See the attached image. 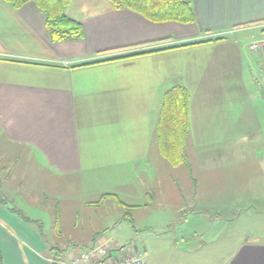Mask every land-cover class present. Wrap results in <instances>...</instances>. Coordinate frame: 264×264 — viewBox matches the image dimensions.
I'll return each instance as SVG.
<instances>
[{
	"label": "crops",
	"instance_id": "0c3cea01",
	"mask_svg": "<svg viewBox=\"0 0 264 264\" xmlns=\"http://www.w3.org/2000/svg\"><path fill=\"white\" fill-rule=\"evenodd\" d=\"M191 3L196 21L182 25L155 24L135 12L115 10L107 0H71L66 13L81 23L85 36L53 43L33 2L16 10L0 0V137L7 148L0 162L16 159L14 168H1L0 189L11 191L12 197L21 187L37 190V180L47 181L44 188L53 190L60 186L50 181L70 178L82 190L101 189L97 196L103 200H121V175L127 169L145 174L143 162L149 157L163 97L177 85L190 96L186 151L191 144L199 160L195 168V160L189 159L193 195L202 196V187L212 188L208 176L215 173L210 166L215 157L245 161L251 152L244 151L243 143L264 141V103L252 74L261 68L264 54L249 46L256 54L252 58L236 34L264 31V0ZM198 42L204 43L118 59ZM97 62L103 63L79 67ZM23 159L33 163L31 169H16ZM26 172H31L27 180ZM241 173L236 171L242 183ZM147 197L154 203V196ZM5 200L14 203L13 198ZM28 201L34 214L15 209L30 223L40 222L35 197ZM10 209L0 203L1 264H58L70 258L72 252L61 258L43 232L40 237L36 226ZM194 209L186 217L201 215ZM174 211L171 215L177 217L186 209L178 206ZM155 236L148 249L143 246L146 264H213L204 260L207 249L202 245L194 248L182 239L178 249L182 243L177 237ZM131 250L113 252L122 256ZM223 253L226 260L214 264H264V241L247 240Z\"/></svg>",
	"mask_w": 264,
	"mask_h": 264
},
{
	"label": "rangeland",
	"instance_id": "374dc122",
	"mask_svg": "<svg viewBox=\"0 0 264 264\" xmlns=\"http://www.w3.org/2000/svg\"><path fill=\"white\" fill-rule=\"evenodd\" d=\"M236 39L249 52L248 47L252 43L264 39V31H243L236 34ZM249 53L252 58L256 56ZM259 61L261 68L252 71V74L258 80L255 86L259 87V99L264 103V57ZM262 123L264 126V121ZM3 144L5 142L0 137V153L7 152ZM243 149L251 152L245 161L235 157L212 159L210 166L215 173L208 176L212 188L202 187V196L193 195L195 188L189 164L173 167L160 155L155 132L149 157L147 162H143L145 174L140 176L135 169H127L121 175L123 182L119 187L121 202H144L149 207L127 208L116 199L103 200V195L97 196L101 189L82 190L77 180L70 178L50 181L60 186H53V190L44 188L45 184H49L47 181L37 180L36 183L41 184L37 190H29L36 186L21 187L20 191L16 190L17 196L12 197V192L3 188L0 189V200L5 201L6 207L16 206L34 214L33 205L28 201L33 195L38 208L34 211L40 223H30V226H36L40 237L43 235L40 226L44 228V240L54 248L53 251L61 252V258H66V254L71 252L85 250L87 245L95 248L106 246L112 250L113 256L116 248L145 246L148 249L155 243V235L163 234L166 238L170 235L180 239L182 244L178 245V249L183 247L182 239H186L185 243L188 240L194 248L204 246L207 249L204 260L214 264L226 260L224 249H237L247 240L264 241V141L243 143ZM187 154L188 159L192 156V161L195 160L194 167L197 168L199 160L195 159L191 144H187ZM15 162L14 158L0 162V170L6 165L14 168ZM32 165L29 159H23L16 164V169H31ZM238 170H242V183L241 178L236 176ZM3 175L0 173V177ZM30 175L31 172H26V180ZM147 193L154 196V203H151ZM126 196H133L134 200ZM8 197L13 198L14 203L6 201ZM200 197L206 200H200ZM177 205L186 209L182 216L171 215ZM193 208L201 215L186 217L185 214L191 213Z\"/></svg>",
	"mask_w": 264,
	"mask_h": 264
},
{
	"label": "trees",
	"instance_id": "16d2710c",
	"mask_svg": "<svg viewBox=\"0 0 264 264\" xmlns=\"http://www.w3.org/2000/svg\"><path fill=\"white\" fill-rule=\"evenodd\" d=\"M3 1L11 5L16 10H20L28 3L33 2L44 16L45 30L53 43L82 40L85 36L81 23L73 20L66 14V9L71 4V0ZM107 1L115 10H129L135 12L155 24L178 23L182 25H189L195 23L196 21V13L191 0ZM200 43H191L174 48L148 51L118 59H128ZM103 62L84 64L79 67H86ZM189 103L190 96L187 89L182 85H177L166 92L160 106L156 128L157 144L160 155L173 167L189 164L188 154L186 151V143L190 131ZM117 200L119 201L118 198ZM3 202L5 201L0 200V203L5 205ZM124 206L126 205L124 204ZM126 207L131 208L129 206ZM10 210L14 214L21 217V219H23L26 223L31 222L29 221V218L25 217L15 208H11ZM40 229L42 233V226H40Z\"/></svg>",
	"mask_w": 264,
	"mask_h": 264
},
{
	"label": "built area",
	"instance_id": "2783aa9c",
	"mask_svg": "<svg viewBox=\"0 0 264 264\" xmlns=\"http://www.w3.org/2000/svg\"><path fill=\"white\" fill-rule=\"evenodd\" d=\"M250 50L255 53L264 54V40L254 42L250 45ZM146 249L135 246L125 255L118 256L108 250L106 246L95 248L89 247L85 250L74 251L66 262L58 264H146Z\"/></svg>",
	"mask_w": 264,
	"mask_h": 264
}]
</instances>
